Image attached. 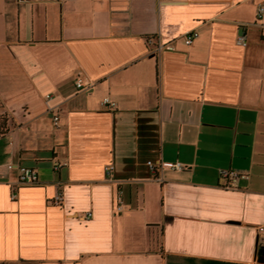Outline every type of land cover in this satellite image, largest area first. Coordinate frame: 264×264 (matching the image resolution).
Segmentation results:
<instances>
[{
  "label": "crops",
  "instance_id": "obj_1",
  "mask_svg": "<svg viewBox=\"0 0 264 264\" xmlns=\"http://www.w3.org/2000/svg\"><path fill=\"white\" fill-rule=\"evenodd\" d=\"M0 124V264H264V0H0Z\"/></svg>",
  "mask_w": 264,
  "mask_h": 264
},
{
  "label": "built area",
  "instance_id": "obj_2",
  "mask_svg": "<svg viewBox=\"0 0 264 264\" xmlns=\"http://www.w3.org/2000/svg\"><path fill=\"white\" fill-rule=\"evenodd\" d=\"M258 12L261 11V8H258L257 10ZM197 35V32L195 30H191V31H187L183 34V42L185 44H189L192 39ZM147 44L153 45L155 50H159L161 49V45L159 44H154L153 38L152 37H147L146 39ZM236 44L239 45H244L245 44V38L244 36L238 35L235 39ZM73 83L75 85L76 88H87L89 86V83L85 82L80 76H76L73 80ZM45 97L48 98L49 94H45ZM101 103L103 105H109L111 107L114 106V102L108 100V98H103L101 100ZM50 109V107H48ZM53 120V124L56 126L57 125V121H58V117L56 114L53 115L52 117ZM147 166L154 172L159 171L162 168V165L160 162L155 161H147L146 162ZM12 164H7V167H11ZM59 166H61V163L57 160H53L52 161V168L53 170H57L59 168ZM169 168L171 169H176V170H180L182 168H184L183 164L179 163V162H172L168 165ZM104 173L108 176L111 174L112 171V166L107 164L103 167ZM219 173V177L223 180V187H231L233 185H235V182L237 180V178L239 176H243L242 174H239L238 172L232 170V169H227V168H223L220 169L218 171ZM37 181V175L36 172L34 171V169L30 168V167H19L18 168V174H17V182L18 183H35ZM13 197V194L11 195V198ZM117 199H120L119 196V192L117 195ZM90 216V212L86 211L83 214V218L87 219ZM257 240L260 243L264 244V227H261L257 230Z\"/></svg>",
  "mask_w": 264,
  "mask_h": 264
},
{
  "label": "trees",
  "instance_id": "obj_3",
  "mask_svg": "<svg viewBox=\"0 0 264 264\" xmlns=\"http://www.w3.org/2000/svg\"><path fill=\"white\" fill-rule=\"evenodd\" d=\"M2 129H3V125L0 124V133L2 132Z\"/></svg>",
  "mask_w": 264,
  "mask_h": 264
}]
</instances>
